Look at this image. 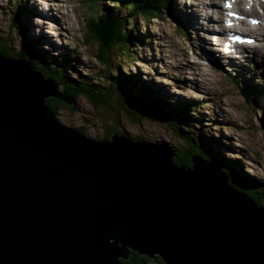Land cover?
Here are the masks:
<instances>
[{
    "label": "water",
    "instance_id": "1",
    "mask_svg": "<svg viewBox=\"0 0 264 264\" xmlns=\"http://www.w3.org/2000/svg\"><path fill=\"white\" fill-rule=\"evenodd\" d=\"M33 69L0 52V264H122L134 250L166 264H264V206L215 163L177 165L167 147L123 134L86 138L47 101L73 99ZM153 109L182 122L174 106L153 98Z\"/></svg>",
    "mask_w": 264,
    "mask_h": 264
},
{
    "label": "rangeland",
    "instance_id": "2",
    "mask_svg": "<svg viewBox=\"0 0 264 264\" xmlns=\"http://www.w3.org/2000/svg\"><path fill=\"white\" fill-rule=\"evenodd\" d=\"M246 1L256 4L263 21L264 9L258 0ZM132 2L136 0H0V52L6 46L13 53L3 55L31 63L30 56L17 52L24 45L33 53L42 52L45 64L33 70L59 84L67 96L49 72L75 79L77 88L89 87L94 102L85 92L70 103L47 98L48 103L54 100L51 107H57L56 119L63 125L92 140H111L112 133H120L152 141L172 150L170 160L187 168L193 167L191 159L190 164L185 163L192 155H208L205 159L216 163L228 184L248 195L256 206H264V60L257 57L259 50L264 56V40L254 35L252 45L246 43L247 60L243 56V60L232 57L226 61L216 51L223 46L217 38L221 42L225 36L216 27L225 21L217 17L229 18L223 6L211 0H168L177 15L164 8L157 13L145 8V12L138 9L129 14ZM110 15L126 19L122 31L129 34L130 48L119 41L107 53L109 61H102L97 56L102 45L86 31L91 24L95 28L102 16L109 20ZM249 32L243 34L251 35ZM86 37L93 40L87 42ZM237 79L242 83H234ZM126 95L137 97L142 106L124 100ZM147 97L169 109L178 108L182 122L158 120L154 109L146 101L143 104ZM123 106L133 108L131 114ZM193 143H203L204 156L194 151ZM133 252L137 251L130 257ZM140 255L148 258L147 264H160L156 256L166 264L159 254Z\"/></svg>",
    "mask_w": 264,
    "mask_h": 264
},
{
    "label": "trees",
    "instance_id": "3",
    "mask_svg": "<svg viewBox=\"0 0 264 264\" xmlns=\"http://www.w3.org/2000/svg\"><path fill=\"white\" fill-rule=\"evenodd\" d=\"M169 6H170V3H168V0H146L143 2L140 0H136L135 3L132 2V7L130 8L132 10L129 14H132L134 11H136L138 9H143V11L145 12V8H147V10H150V11L157 13V12H159L160 9H163V8L168 9ZM110 17L108 20L107 18H104L102 16L100 19V22H97L96 25H95V23L93 21V17H92L91 23H93L95 25V28L92 27V24H91L89 27V31H86V34L88 37L93 36L99 42V44L102 45L101 46L102 47L101 52H99L97 55L99 57V60H102V61H103V59L109 61V57H106V55H107V53L110 52V50L114 46H118L117 42H119V41H121L124 46H127L130 48V46H129L130 45L129 34L126 33L127 31L126 32L122 31L123 29H126V26H127L126 19L124 17H117V16L114 17L113 15H110ZM106 27L108 28V30H106ZM91 40H93V39H88L86 37L87 42H90ZM4 48L7 49L6 46H4ZM5 49H3V47L1 48V50L4 51L3 52L4 54L13 53V52H11V49H9V48L7 50H5ZM17 53L21 56H23V55L28 56V57L30 56V58L32 59V64L34 65V67L38 68L39 70L41 69L42 65L45 64V62H44L45 59L43 60L44 55H42L43 53L42 52L41 53H36V52L33 53L31 51L30 47H27L26 45H24V47L20 51H18ZM51 68H52V66L48 67V72H49V69H51ZM49 75H51L55 81L62 84L63 89L66 91V93L73 100H75L79 96V94H83L84 92L86 93L84 95L89 96V99L92 102H94V99L96 100V97H94L92 95V93L88 92L89 87L87 88V86H85V84H83V85L81 84L82 85V86H80L81 88H77L75 85L76 84L75 79L73 80L69 77L67 78L64 75L62 77L60 72H59V74H52L49 72ZM128 79H129V81H128V83H129L131 81V78L129 77ZM119 81L122 83L121 80H119ZM122 84L125 87L128 86V85H125L124 83H122ZM75 89H80V90L74 91ZM121 95H122V93H121ZM126 96H127V98H125L124 100L127 99V101H130L134 105H135V103H137V105L140 104L142 106L141 101H139L140 103H138L137 97L135 98L133 96L130 98L129 95H126ZM100 100H102V99L100 98ZM97 101H98V99H97ZM105 101H107V100H105ZM50 104L53 107L55 106L53 101H51ZM134 105H133V108H134ZM126 106H128V105H126ZM123 107L127 109V107H125V106H123ZM55 108H56V110H55ZM55 108H53V109L57 113L58 109H57V107H55ZM133 108L131 110L129 108L127 109L129 111V114H131L130 112L133 111ZM174 111H176V110H174ZM178 115H181V113H178ZM183 115L184 114H182V116ZM193 139H194V137H193ZM203 143H193V144L196 146V147L194 146V148H195L194 151H196V153H198V154L201 153L204 156L205 151L201 150V148H203V145H201V144H203ZM206 156L208 157V155H205V157ZM210 158L214 159L212 155ZM190 159H191V157L188 160L186 159L185 163L190 164V162H191ZM218 161H220V160H218ZM221 163L223 164L222 161H220V164ZM221 166H223V165H221ZM156 260L159 261L160 264H164V262L161 261V259L159 257H156ZM147 262H148V258L143 256V255L138 254L137 252H133L129 259L123 260V264H147Z\"/></svg>",
    "mask_w": 264,
    "mask_h": 264
},
{
    "label": "bare ground",
    "instance_id": "4",
    "mask_svg": "<svg viewBox=\"0 0 264 264\" xmlns=\"http://www.w3.org/2000/svg\"><path fill=\"white\" fill-rule=\"evenodd\" d=\"M212 3H215V4H218V5H221L223 6V8H225L228 13L229 12H232V13H235L236 15L234 16H229L227 14V16L230 18H228L230 21H232V24L231 26H229V24H227V20H226V15L222 16V15H219L217 17V19H220V20H223L225 21V23L221 26H216L218 30H223V31H227V30H234V31H239V30H244L245 32L247 31H251L252 32V35H255L257 38H259L260 40H264V18H261V20L263 21H260V14L258 13V10L256 8V4L254 3H250V2H247L246 0H231V8H226L224 6V1L222 2V0H215V2L213 0H211ZM259 4L261 5V7L264 9V0H258ZM31 6V5H30ZM193 8V7H191ZM168 11L171 13L172 11L174 12V15H177V12L174 10L173 7H169L168 8ZM172 14V13H171ZM152 19V18H151ZM249 19H251L252 21H255V23H251L249 21ZM188 21V19H186ZM238 24H247L246 26L247 27H242V26H239L237 25ZM187 24H189V22H187ZM204 27V26H203ZM215 27V29H216ZM224 33V32H223ZM226 33V32H225ZM224 33V34H225ZM215 35V34H213ZM230 35V33H229ZM201 36H202V33H201ZM216 38V37H214ZM220 38V37H219ZM217 38L218 42L219 43H223V46H220L219 48L216 47V51L220 54V58H222L221 56H223L224 58H227L228 60L226 61H230L232 60L231 58L235 57L237 59L239 58H243V56L245 55V47L246 49H248V45L249 44H246L245 46H243V49L241 50V53H239L238 51L236 50H239L236 48V46H239L241 43L240 42H232L231 41V38L228 37V34H225L224 38H221L222 41L220 42V39ZM228 40V42H227ZM227 45H229L228 48ZM244 45V43H243ZM252 45V43H251ZM259 45H261L259 43ZM264 46V44H262ZM261 50H259V52L257 53V57L259 58L260 57V60L259 61H263L264 60V56L262 55V52H260ZM211 55V57H214V54L213 52L209 53ZM200 57H203L202 55H200ZM245 57V56H244ZM204 58V57H203ZM249 58V57H248ZM256 58V57H255ZM47 61V60H46ZM59 66L61 65L60 63L58 64ZM47 78V77H46ZM51 80V79H50ZM52 81V80H51ZM50 97V96H48ZM53 98V97H51ZM57 101H59V99L57 97H54ZM62 100V99H61ZM147 103H146V106H150L151 108H153V100L148 98L147 97V100H145ZM143 101V104L144 102ZM60 102V101H59ZM62 103H64V100H62ZM144 108V107H143ZM155 116V115H154ZM156 118V117H155ZM157 120V119H156ZM164 120V119H163ZM57 121L59 123L62 124L61 120L57 119ZM176 122V121H175ZM112 133V132H111ZM120 134V133H118ZM122 135V134H121ZM119 136V135H118ZM86 137V136H85ZM87 138V137H86ZM126 138V137H125ZM99 139V138H98ZM105 139V138H103ZM97 140V139H96ZM169 149V148H168ZM171 151V155L174 153L172 150ZM198 156V155H197ZM200 158L204 159V160H207V161H210L209 159H205V157L203 158L201 155H200ZM211 162V161H210ZM181 164V163H180ZM230 164V163H229ZM216 165V163H215ZM217 166V165H216ZM224 166V165H223ZM218 167V166H217ZM219 168V167H218ZM232 167H230L231 169ZM220 169V168H219ZM234 170V169H233ZM232 172V170L230 171ZM231 174V173H230ZM232 176V174H231ZM229 178V177H228ZM232 178V177H231ZM231 184V182H230ZM157 257V256H156ZM122 257H120L121 259ZM128 259V258H127ZM122 260H124L122 258ZM122 264H123V261H122Z\"/></svg>",
    "mask_w": 264,
    "mask_h": 264
},
{
    "label": "snow or ice",
    "instance_id": "5",
    "mask_svg": "<svg viewBox=\"0 0 264 264\" xmlns=\"http://www.w3.org/2000/svg\"><path fill=\"white\" fill-rule=\"evenodd\" d=\"M224 6L226 8H231V0H225ZM229 16H234L236 15L235 13L229 12L228 13ZM255 23V21H253ZM229 26H231L230 22H229ZM234 41L236 42H240V43H244V42H248L251 43V41H245L243 38L241 37H233Z\"/></svg>",
    "mask_w": 264,
    "mask_h": 264
}]
</instances>
